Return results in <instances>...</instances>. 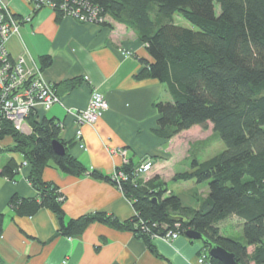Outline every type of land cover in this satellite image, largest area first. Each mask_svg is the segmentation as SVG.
<instances>
[{"label": "trees", "instance_id": "1", "mask_svg": "<svg viewBox=\"0 0 264 264\" xmlns=\"http://www.w3.org/2000/svg\"><path fill=\"white\" fill-rule=\"evenodd\" d=\"M48 1L54 5L57 18L65 16L60 9L64 0ZM83 1L104 19L96 24L109 27L112 20L124 25L144 45L150 61L140 60L142 69L136 79L163 84L170 97L168 102L154 104L158 114L156 135L170 140L192 127L206 129L210 125L225 150L205 161L193 158L189 171L174 175L175 182L207 184L208 195L199 207L185 208L176 196L167 194L157 177L145 182L137 179L132 163L121 167L127 179L119 183L89 171L59 139V123L52 119L38 121L31 114L27 119L29 135L16 132L10 123H4L0 131V142L11 140V145L0 146V154L22 158L20 163L9 160L0 175L13 180L27 165L28 181L39 192L36 199L13 197L10 208L14 215L32 216L48 209L58 219L59 232L64 236L81 234L91 222L129 230L153 254L155 237L167 231L184 234L194 230L233 253L237 264H264V0ZM174 16L192 28L175 25ZM50 63L49 56L41 57V70ZM62 85L72 90L78 82L70 80ZM54 140L64 145V155L53 153ZM49 166L65 175L89 173L109 182L132 204L135 217L119 223L100 213L65 223L62 195L56 186L42 180V172ZM232 217L241 222L240 238L225 236L221 229L222 223ZM3 219L0 214V236ZM203 247L208 251L206 243ZM208 264L221 263L208 256Z\"/></svg>", "mask_w": 264, "mask_h": 264}, {"label": "crops", "instance_id": "2", "mask_svg": "<svg viewBox=\"0 0 264 264\" xmlns=\"http://www.w3.org/2000/svg\"><path fill=\"white\" fill-rule=\"evenodd\" d=\"M4 2L15 18L22 19L18 34L7 42L9 55L39 68L41 57L51 58L50 65L41 74L45 82L55 87L60 104L48 111L38 107L35 119L59 123V139L67 145L71 156L89 171L104 177L120 170L124 159L136 167L144 159L152 158L151 171L142 181L157 177L165 185L167 194L176 196L182 207L198 208L208 195L207 184L190 180L183 182L184 187L179 190L168 188L169 182H175L174 175L182 173L175 167L188 159V155L172 150L173 138L163 140L155 133L158 114L154 104L168 102L170 97L163 84L136 79L142 69L140 60L150 59L134 33L112 20L106 27L68 16L57 18L48 7L34 12L30 0ZM26 18L29 21L23 22ZM70 80L77 81L78 85L67 90L62 84ZM93 89L102 93L108 109L93 127L79 125L67 110H84ZM78 130L79 140L76 139ZM9 145V138L0 142L1 147ZM118 151H124L125 158ZM11 159L17 163L22 161L19 155L0 154V172ZM183 169L189 171L190 166ZM29 171V166H22L13 180L0 175V214L4 218L0 264H196L200 253L205 251L201 241L190 240L184 234L171 243L154 239L156 254H153L129 230L91 222L81 234L64 236L59 232L58 219L48 209H40L32 216H15L10 208L13 197L36 199L39 196L28 181ZM42 180L56 186L62 195L65 223L100 213L126 223L136 215L118 188L89 173L73 177L49 166L43 170ZM232 220L237 219L229 218L222 225ZM236 223L241 225L239 221ZM222 225V231L226 230V225Z\"/></svg>", "mask_w": 264, "mask_h": 264}, {"label": "built area", "instance_id": "3", "mask_svg": "<svg viewBox=\"0 0 264 264\" xmlns=\"http://www.w3.org/2000/svg\"><path fill=\"white\" fill-rule=\"evenodd\" d=\"M41 5L51 9L54 7L48 0H33L32 2L34 10H38ZM60 9L65 16L80 22L96 24L104 20L96 9L83 0H64V3L60 4ZM23 20L29 21V18ZM19 25L20 21L13 17L4 0H0V131L4 123H10L16 132L29 135L27 119L30 115H34L38 107L48 111L54 105L60 104V101L54 86L43 80L41 68L34 63L26 65L21 58L14 59L9 55L6 45L13 35L18 34ZM107 109L108 104L102 93L93 89L84 110H67V112L72 113L77 124L93 127ZM80 137L81 132L78 130L76 139L79 140ZM118 152L125 158L124 151ZM124 163L127 164V160L124 159ZM151 168L152 161L147 158L133 169L132 174L135 177L142 176L149 173ZM110 177L117 183L127 179L126 174L120 170L114 171ZM142 225L141 229L145 232ZM179 235L178 232L167 231L163 236L155 237V239L171 243ZM196 264H208L206 251L200 253Z\"/></svg>", "mask_w": 264, "mask_h": 264}, {"label": "rangeland", "instance_id": "4", "mask_svg": "<svg viewBox=\"0 0 264 264\" xmlns=\"http://www.w3.org/2000/svg\"><path fill=\"white\" fill-rule=\"evenodd\" d=\"M216 12L219 11L218 6L215 7ZM174 24L177 26H181L184 28H192L191 25L183 20L182 18L178 16H174ZM105 113V112H104ZM103 113V114H104ZM102 114V115H103ZM172 150H176L179 153L187 154L188 159L182 161L178 166L175 168L180 170L179 172H184V167H189L190 162L193 158H196L199 161H205L208 158H211L222 151L225 150L224 144L221 142L217 134H214L212 131V127L208 126L206 129H202L201 127H194L191 130L187 132H183L180 134V136H175L173 138V141H171ZM179 160V159H178ZM177 160V161H178ZM175 161L171 163L169 166V169H171L174 165ZM183 169V171H181ZM151 171V170H150ZM144 175L136 176L137 179H141ZM175 183V182H174ZM173 182L168 183V188H176V190L181 189L184 187L181 185L183 181H178L177 184H174ZM206 183H202V185H205ZM189 185V184H187ZM207 186V185H206ZM237 220H232L226 223L225 226L227 227L226 230L223 231V234L225 236H231L235 238L241 237V226L238 227ZM236 227L234 229H229L228 227ZM238 227V228H237ZM224 228V227H223Z\"/></svg>", "mask_w": 264, "mask_h": 264}, {"label": "water", "instance_id": "5", "mask_svg": "<svg viewBox=\"0 0 264 264\" xmlns=\"http://www.w3.org/2000/svg\"><path fill=\"white\" fill-rule=\"evenodd\" d=\"M51 145H52L53 153L55 155L57 156L64 155L65 148H64V145H62V143L54 140L52 141ZM184 236L190 240H198L203 243H206L209 246L208 251H207L208 256L220 262L221 264H237L235 260V255L233 253H229L228 251H226L219 245H215V244L208 242L207 240L204 239V237L200 233L194 230H186L184 232Z\"/></svg>", "mask_w": 264, "mask_h": 264}]
</instances>
